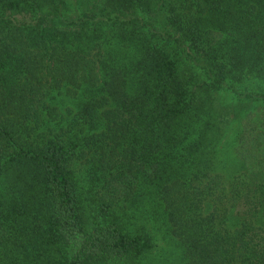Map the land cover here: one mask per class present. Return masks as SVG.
Listing matches in <instances>:
<instances>
[{"label":"trees","instance_id":"trees-1","mask_svg":"<svg viewBox=\"0 0 264 264\" xmlns=\"http://www.w3.org/2000/svg\"><path fill=\"white\" fill-rule=\"evenodd\" d=\"M158 241L264 264V0H0V264H168Z\"/></svg>","mask_w":264,"mask_h":264},{"label":"rangeland","instance_id":"rangeland-1","mask_svg":"<svg viewBox=\"0 0 264 264\" xmlns=\"http://www.w3.org/2000/svg\"><path fill=\"white\" fill-rule=\"evenodd\" d=\"M76 13L77 11H74L73 7H71L70 11H68V15L70 17L74 16ZM18 17L19 15H16V18ZM229 96L230 95L226 93L220 95L219 102L223 105H227V104H230L236 101L235 97L230 98ZM254 112L250 114L253 115ZM237 127L238 125H234L230 127L228 131L226 132V134L217 143V146H216L217 147V157L215 160V165H216L217 170L225 175L234 171L236 159L239 157V153L237 152V143L235 142V139H236L235 130ZM158 243L162 244V249L160 250V252L162 253L161 256L164 254L163 256H166L167 258L169 257V259L171 260V262L168 264H178L176 263V259H175L176 247L172 245L171 241L170 242L167 241L163 243L161 241H158Z\"/></svg>","mask_w":264,"mask_h":264}]
</instances>
